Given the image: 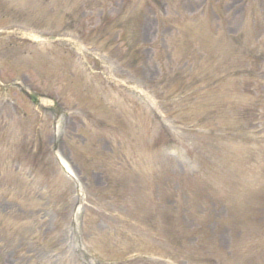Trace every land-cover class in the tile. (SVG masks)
Segmentation results:
<instances>
[{
    "label": "rangeland",
    "instance_id": "obj_1",
    "mask_svg": "<svg viewBox=\"0 0 264 264\" xmlns=\"http://www.w3.org/2000/svg\"><path fill=\"white\" fill-rule=\"evenodd\" d=\"M0 1L9 10L28 11L33 6L32 0ZM38 1L36 12L40 16L32 18L23 15L19 22L29 27L35 25V28H23L20 25H14L13 28L16 31H30L47 39L75 40V36L79 37L77 40L86 46L84 51L87 52V58L84 61L92 64L98 72L103 70V74L112 75L116 81L110 87L101 74L95 78V83L101 85L100 92L108 97V104L86 101L83 97L81 99L88 107L98 108L101 115L112 119L109 125L114 128H108L104 123L84 122V129L77 131L79 122L74 121L65 137L63 135V141H52L48 131L44 130V135L33 145L36 149L32 153L40 159L45 147L55 143L57 155L71 165L79 179L81 212L75 214L77 238L66 240L61 232L51 231L45 212L50 204L55 203L66 215L71 212L74 198L56 186L52 193H59L51 197L46 192H37L25 175L12 169L8 159L17 155L15 150L6 149L9 136L0 126V233L5 225L11 223L16 224L21 232L16 242L14 259L11 252L6 254V245L2 242L5 240L0 237V264H196L194 260H206L209 264H264V257L259 259L247 254L245 242L249 238L244 234V229H241L244 233L239 235V228L232 226L234 214L231 208L241 206L252 193L264 196V152L258 151L257 147L241 148L227 142L219 129L223 122L232 123L223 106L227 75L222 81L215 78L221 71L227 73V66L232 65L229 69L233 70L239 61L236 64L233 58H224L214 48L205 53L203 62H199L197 67L201 68V75L216 82L219 97L216 102L209 101V105L217 111L219 119L211 120L210 125L197 135V127L188 126L193 125L192 122L187 125L177 120L180 119L178 110L170 102V93L174 88L168 92L157 84L161 72L167 79L173 71L179 70L183 75L191 70V66L179 59L180 55L174 56V47L169 42L170 29L161 27L160 20L155 19L157 3L151 0L148 3V0H88L91 3H87V0H53L52 4L47 5L45 2L49 0ZM83 1L86 3L81 6ZM204 1L171 0L164 3L167 4L168 17L178 21L181 27L183 24L197 23L202 17L198 10ZM221 1L227 11L232 9L226 25L231 28L228 31L231 34L236 30L238 14L242 15V6L247 0ZM71 2L75 5H70ZM97 4L100 6L97 7ZM252 15L249 13L248 18ZM127 17L136 19V38L140 45L138 65L134 72L126 74L128 77L115 72L113 63L120 45L110 47L109 55L100 48L105 57L99 58V51L87 42L89 33L99 28V22L112 25L114 18L122 21ZM257 17L259 21L264 20V13H258ZM107 34L109 37L114 36L116 31L110 26ZM0 48V65L4 72L1 76L7 79L17 76L22 82L21 75H24L29 86L47 95L52 92L63 93L65 90L72 92L75 90L73 84L82 86L73 80L74 75L68 68L75 74H85L90 81L87 72L82 70L84 65L68 61L73 60V57L60 43L40 51H30L14 42L0 41ZM134 53H137V47ZM4 59L11 60L6 63ZM134 59L136 57H132ZM219 61L220 64L216 65ZM62 81L67 82L65 87ZM123 85H130L151 97L154 114L160 117L165 135L161 132L153 141L147 138L142 117L147 123L151 119H154V124L159 122L156 117L146 116L141 110L140 114L136 110L138 107L129 100L124 99L136 109L122 101L119 87ZM109 88L114 90V95L107 96ZM259 93L261 97L255 94L251 97L263 107L258 112L261 116V133L264 135L263 82L259 83ZM65 101L69 105L74 103L69 97ZM198 106L196 101L192 102L181 113L189 117L193 115L192 109L196 112ZM19 108H24L28 118L33 120L27 107L19 103ZM96 129H101V132ZM32 133L27 123L25 136L30 137ZM61 135L57 131V137ZM221 139L226 143L219 142ZM20 140L16 141L15 147ZM43 141L46 142L45 146ZM169 142L180 144L196 159L200 166L196 174L177 172L166 161H147L150 151ZM260 144H264L261 138L257 140V145ZM43 157L46 159L47 153ZM90 172H93L92 177ZM108 189L113 200H108L105 195L104 190ZM252 199L254 205L246 202L244 206L258 210L255 219L264 227V200L257 197ZM108 221L109 226L106 225ZM258 226L256 224L255 228ZM173 235L183 239V250L177 259L166 254L171 251L168 238ZM209 247H214L212 255L206 251ZM261 247L264 251V242L261 246L258 241V248ZM164 255L170 260H163ZM151 256L158 257V260H153Z\"/></svg>",
    "mask_w": 264,
    "mask_h": 264
}]
</instances>
